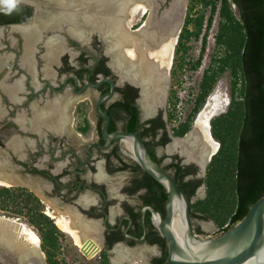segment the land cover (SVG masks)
Listing matches in <instances>:
<instances>
[{
    "label": "flooded vegetation",
    "instance_id": "1",
    "mask_svg": "<svg viewBox=\"0 0 264 264\" xmlns=\"http://www.w3.org/2000/svg\"><path fill=\"white\" fill-rule=\"evenodd\" d=\"M174 1L140 0L146 9L140 7L134 14L126 10L128 16L126 12L120 15V27L128 31L143 28L146 33L171 29L170 23L167 28L164 22L157 24L166 15L171 18ZM183 1L175 18L176 23L182 18L181 31L191 0ZM58 4L53 0H0L1 171L17 180L6 187L26 190L38 199L50 226L51 259L42 248L39 228L31 226L38 233L45 260L35 257L27 263L159 264L167 260L169 251L160 231L167 217L168 190L142 169L124 140L109 141L104 128L108 122V136L137 133L152 160L175 179L192 204L205 197L206 186L202 184L189 197L182 183L204 179L220 149L212 135L213 118L210 133L218 147L202 169L178 144L186 142L192 130L184 137L174 135L178 124L170 122L172 97L168 86L164 91L166 81L159 83L161 89L137 63V56H146L145 49L130 58L114 35L108 54L109 43L97 33L86 38L78 33V24L47 23L28 50L22 29L39 24L46 14L59 13ZM76 4L71 10L84 14L85 6ZM99 22L95 30L111 27ZM26 54L31 61L24 60ZM190 148L199 158L200 148ZM178 167L192 172L180 180ZM192 220L195 233L201 236V219ZM17 260L4 253L0 264H20Z\"/></svg>",
    "mask_w": 264,
    "mask_h": 264
},
{
    "label": "trees",
    "instance_id": "2",
    "mask_svg": "<svg viewBox=\"0 0 264 264\" xmlns=\"http://www.w3.org/2000/svg\"><path fill=\"white\" fill-rule=\"evenodd\" d=\"M216 19L217 51L203 73L192 109L184 120L177 122L178 100L173 94L176 100L172 97L170 122L178 124L174 127L176 137L187 135L221 77L230 73L228 110L211 121L212 135L220 142V149L208 165L204 179L182 183L189 197L205 184V197L191 204L192 217L213 221L218 233H222L241 221L264 197V0H191L175 50L174 74L177 68L185 67L192 40L202 38L203 57L208 32ZM200 64L201 60L191 68L197 70ZM177 172L181 180L192 171L178 167ZM0 212L23 217L30 226L39 228L42 248L49 258L48 217L40 212V203L32 193L0 186Z\"/></svg>",
    "mask_w": 264,
    "mask_h": 264
},
{
    "label": "bare ground",
    "instance_id": "3",
    "mask_svg": "<svg viewBox=\"0 0 264 264\" xmlns=\"http://www.w3.org/2000/svg\"><path fill=\"white\" fill-rule=\"evenodd\" d=\"M181 1L183 2V0L174 1L173 3L174 13L171 15V18L166 15V17L164 18L165 21L163 19V21L161 20L157 24L161 26L162 22H164L165 23L164 28L171 27V25H173V28L166 29V30L160 29V31L152 30L153 32H148L146 36L141 35L137 37H131L127 29H123L120 27L121 26L120 19L122 17L120 16L121 14H123L124 12H126L127 14V11L129 9H130L131 14H134L140 7H143L144 9H146L147 5L145 4L143 5V3L140 2V0H129V1L127 0L125 1L123 0H67L66 2H64L63 0H53L54 3L57 4L58 2L62 6L61 7L58 4V6L60 7L59 9L60 14L58 15L59 18H56V17L53 18V17H50V15L46 14L48 17L46 18L43 17L42 18L43 21H41L39 24H32L31 27L22 29V32L26 36V40L28 43V50H29L31 49V44H33L34 41L37 39L39 35L38 33H40L41 31L40 27H42L43 24L52 23L53 26H56L59 22H62V24L75 23L74 16L72 15L73 11L71 10L74 6V3H77V4L78 2L79 4L86 3V5L89 7V12L87 11L85 13L87 15L85 18L86 24H88L91 27H96L98 25L97 22L100 21L99 23L101 24L105 22L107 23L106 25L111 26L110 28L105 30L106 34L112 35V36L116 35L117 40L119 39L120 42L121 41L123 42L122 44L119 42L120 46L124 47L127 50L128 54L126 53L125 54L129 55L130 58H134L136 56L137 50H140V49L142 50V48L146 50L147 54L149 55V58L144 59L147 56V54H145L146 56H144L143 55L144 53H141L139 55V58L138 56L136 57L137 63H140L141 66L144 67V71L145 73L148 74L150 81L154 82V84H156L159 87L160 86L159 83L163 82V79L165 81V78H166L165 75L168 72V69L171 68L172 53H173V49H174V46L177 40L175 33L178 30V29H175L176 25L178 24L176 23L175 18H176V14L178 15L177 12L180 9L179 3ZM159 26L157 28H159ZM144 31L145 30H143V32ZM100 32H103V31H100ZM144 43H147V44H144ZM118 49H121V48L119 47ZM28 54H29V51H28ZM121 56H123L122 53H121ZM26 58L27 59H24V60L31 61L30 59H28L27 54H26ZM14 87L15 86L9 88L11 94L14 93V90H15ZM214 114H215L214 108H211L210 110L206 108L204 111H202V113H200V115L197 118L193 133L191 134V136L190 135L188 136L190 140L187 138L186 142L178 143L183 146L185 153L190 158L197 159L201 164H206L207 161L210 159V157L217 150V147H218L217 142L213 139L210 133V120L214 116ZM124 144L127 145L128 149L133 154L136 155L135 145L133 141L124 140ZM192 146H195L196 148L197 147L200 148V153L198 154L199 158L196 155L194 156L195 153H193L192 149L190 148ZM16 181L17 180L15 179L14 176L12 175L10 176V175L3 173V171H1V166H0V184L4 186L12 185V184H15ZM63 224H64V221H63ZM173 229L180 243L184 245V238L187 233V226L180 216H177L175 218ZM80 236H81L80 234L78 233L76 234V241L78 243L81 242ZM39 245H40V239L38 235L32 229L28 228L26 225L22 223H18L17 221H13V220L0 216V250H1L0 257L1 258H3L4 253H6V256H8L9 258L12 256H16V258L18 257L20 264H28L30 262H33V259L35 257L39 259L42 258L43 254L40 253Z\"/></svg>",
    "mask_w": 264,
    "mask_h": 264
},
{
    "label": "water",
    "instance_id": "4",
    "mask_svg": "<svg viewBox=\"0 0 264 264\" xmlns=\"http://www.w3.org/2000/svg\"><path fill=\"white\" fill-rule=\"evenodd\" d=\"M82 6L86 8L84 14H76L75 10H72L75 22L72 24H78L80 26V31H78V33L80 35L85 34L86 38L97 33L103 41L109 43L106 44V51L108 54H111L113 36L106 34L105 30L100 32L86 24L85 18L87 15L85 12H89V7L86 3H82ZM59 14L60 12L57 13V11H54L49 15L53 18H59ZM180 19L181 22L176 25L178 29L175 33L177 39L176 44L182 29V18L180 17ZM58 24H62V22ZM102 24L104 25L107 23L103 22ZM143 30V28L140 30H129L128 33L131 37L146 36L147 33L145 31L143 32ZM165 77L166 82L163 87L164 91L168 83V72ZM101 114L108 121L106 114L102 112ZM107 126L108 122L104 128V134L108 140L121 139L133 141L136 150V158L142 169L152 175L168 190L169 196L166 204L167 217L165 223L160 225L161 235L167 240L169 250L168 258L164 264H264V197L255 203L248 214L228 231L210 237L199 236L195 233L190 201L178 187L175 179L152 160L146 145L138 134L116 132L108 136ZM194 129L195 125L190 136ZM184 139L185 138L181 140ZM201 167L204 169L205 164H202ZM177 216H180L187 226L184 245L180 243L173 229L174 221Z\"/></svg>",
    "mask_w": 264,
    "mask_h": 264
},
{
    "label": "rangeland",
    "instance_id": "5",
    "mask_svg": "<svg viewBox=\"0 0 264 264\" xmlns=\"http://www.w3.org/2000/svg\"><path fill=\"white\" fill-rule=\"evenodd\" d=\"M184 17L185 15H183V18ZM216 31H217V19L213 24L212 28L208 32L206 50L203 54V57H201L202 48H203L202 38L199 40H192L189 43L186 65L182 70L177 68L176 69L177 72L175 74L173 71L176 68L175 49L177 44H175L174 46L172 53L171 68L168 69L169 76H168L167 86H168L169 96L173 97L174 96L173 94H176L177 96V100H178L177 110H176L177 122H179L180 120H184L190 113L193 105L192 102L196 94L197 87L202 79L203 73L205 69L210 66V64L214 59V56L217 51L216 43H215ZM199 60H201L200 67L197 70L192 69L191 65ZM230 90H231V75L229 72H227L221 77V79L217 83L215 90L208 98L207 103L202 108L200 113H202V111H204L206 108H208L209 110L211 108H214L215 114L212 118L217 117L222 113H225L228 110L230 104V99H231ZM171 108H172V103H171ZM199 114L197 115V117L199 116ZM0 216L13 221H17L18 223H22L26 225L28 228L32 229L38 235L35 229L32 228L25 220L16 218L14 216H10L3 212H0ZM198 226L202 228L201 236L203 237H210L216 234H220L218 233V228L216 227V225H212L211 220H200L198 221ZM42 260H45L44 256H42Z\"/></svg>",
    "mask_w": 264,
    "mask_h": 264
},
{
    "label": "crops",
    "instance_id": "6",
    "mask_svg": "<svg viewBox=\"0 0 264 264\" xmlns=\"http://www.w3.org/2000/svg\"><path fill=\"white\" fill-rule=\"evenodd\" d=\"M212 222V221H211ZM212 225H215L214 222H212ZM217 235V234H216Z\"/></svg>",
    "mask_w": 264,
    "mask_h": 264
}]
</instances>
